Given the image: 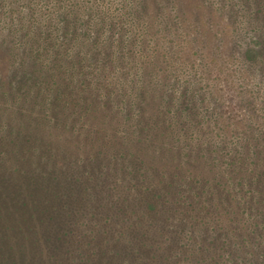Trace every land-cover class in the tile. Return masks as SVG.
I'll return each mask as SVG.
<instances>
[{"label":"rangeland","instance_id":"obj_1","mask_svg":"<svg viewBox=\"0 0 264 264\" xmlns=\"http://www.w3.org/2000/svg\"><path fill=\"white\" fill-rule=\"evenodd\" d=\"M238 1L241 7L239 20L246 27H264L258 10L262 2ZM203 2V7H197L198 0L142 2L137 12L141 19L148 24L157 19L160 27L159 33H154L153 27L148 28L147 32H151L144 48V51L155 49L148 56V61L154 64L151 68L153 74L148 71L139 74L130 64L132 59L127 58V62H124L119 45L118 48L114 46L116 54L110 56L105 51L104 43L99 44L102 55L100 62L107 59L108 66L103 63L95 65L94 59H91L90 66L79 67L71 62L75 57V51H72L67 59H62L67 74L61 73L57 79L58 71L53 69L55 76H47L57 80L47 103L52 105V110L41 108L40 102L45 103L42 97L45 89L40 92L32 87L30 102L21 107L10 105L11 102L7 100L9 95L24 92L21 83L25 76L35 79L37 71H44L45 68L41 69L40 60L33 59L26 45L20 42L23 40L26 43L24 31L12 30L10 23L17 22L15 26L19 28V22L10 21L5 16L3 6V10H0V151L3 157L0 160V264H55L51 255L56 256L57 253L52 247L57 242V230L63 228L64 207L59 205L61 221L57 230L53 231L52 212L48 211L55 204L53 198L51 195L37 196L31 190L30 182L38 179L55 183L58 190L59 183L72 182L73 185L75 176L80 177L81 183L92 182L93 190L84 197L73 194L76 199L68 202L70 209L72 207L67 229L70 242L68 253L75 257L72 261L74 264H151L144 247L135 246L137 241L134 238L130 245V233L135 236L134 229L136 235L155 230H163L167 235L178 231L188 234L192 230L193 240L184 242L190 243L188 246L195 249V257L206 259L207 264L222 259L218 257L219 247L229 252V259L236 261L234 263L264 264V241L246 238L248 230L243 228L242 222H235L240 217H236V214L244 216L241 208L246 207L248 215L255 214L253 218L259 223L256 217L264 215V186L258 182L238 184L226 171H215L216 167L214 171H208L213 164L223 169L224 161H227L223 155L226 151L222 152L220 145L213 142L214 135L219 132L217 125L220 126V136L227 137L224 144L234 148L243 161L238 163L237 171L245 168L247 172L250 168L264 167V99L261 98L264 73L259 66L250 65L242 55L246 46L261 48L259 30L241 36L238 18L233 15V10H238L232 6V2ZM17 6L12 5L13 8ZM25 8L26 15L30 16L31 9L28 6ZM165 8H171L170 14L174 11L179 15L175 25L180 26L181 36L171 28L174 25L170 27L159 22ZM104 17H81L76 21V28H72L84 32L86 21H92L90 28L86 29L91 31V37L96 36L102 41L110 38L118 40L123 33L119 22L123 23L126 19L109 20ZM71 19L75 20V17ZM111 22L115 24L114 32L110 28ZM100 24H103L101 29L98 27ZM33 28L34 25L31 26ZM97 29H100V33H97ZM128 34L132 36L130 32ZM156 34L164 44L158 45ZM159 51L164 52L165 56L157 62ZM186 53L193 54L199 68L200 64L215 68L225 63V70L233 73L236 84L216 92L219 85L210 82L207 97L202 101L198 95L202 90L197 81H192L198 72H179V64L183 60L180 54L184 57ZM210 56L217 63L211 65ZM47 59L54 64L51 56ZM227 65H230L229 68ZM202 84L205 87L206 84ZM189 86L191 89H188ZM58 91L65 94L64 98H57ZM184 91L196 93L185 111L183 105L189 100L183 99ZM212 94L213 97L210 96ZM171 96L174 99L169 105ZM161 97L163 106L160 109H172L169 112L172 116L166 120L172 117L174 125L171 127L175 131L158 143V132L144 126L146 123L150 126L156 118L157 114L152 116L149 107ZM86 101L93 111L83 113L82 106ZM167 114L165 111L164 117ZM11 127L20 134L15 135L18 133H14ZM260 131V145L247 147L246 142L250 139L253 141V136L257 135L259 141ZM23 134H36L42 143L31 148V144L20 136ZM153 138L157 142L150 143ZM146 140L149 153L148 147L145 150L137 147V143L147 145ZM186 143H190V146ZM155 149L156 156L152 158L155 165L151 170L148 168L154 177L150 179L147 176L149 180H146L135 172L136 160H143L145 167H149L146 157L150 160ZM131 152L137 153L135 158L131 157ZM174 164L179 165L177 170L173 169ZM212 173L226 183L227 192L226 187L222 188L220 184L211 185L209 193L195 182L194 177H208ZM151 180L158 181L164 187V197L169 202L163 198L152 199ZM201 180L205 179L202 177ZM234 186L239 189L244 187V193L240 191L244 194L243 202L230 195ZM12 198L24 199L25 205L13 207ZM146 201L151 202L150 206L144 205ZM138 214L145 216L144 222H133ZM84 222H88V225L84 226ZM131 223L133 227L129 228ZM86 231L91 232L89 239ZM179 237H169L170 243L179 246ZM239 244L246 247L238 248ZM131 246L133 249L130 250Z\"/></svg>","mask_w":264,"mask_h":264},{"label":"trees","instance_id":"obj_2","mask_svg":"<svg viewBox=\"0 0 264 264\" xmlns=\"http://www.w3.org/2000/svg\"><path fill=\"white\" fill-rule=\"evenodd\" d=\"M116 3L114 4V2ZM145 0H0V10H3V6L5 8V16L10 20V21H18L19 28H16L17 22L10 23L12 26V30H22L24 31V37L26 39V43L23 40H20V42L23 43V45H26V48L28 51L31 53L32 58L35 60H40L39 64L41 69H44V71H40V69L37 71V77L35 79L31 78L30 76H25L21 83V87H24L25 89L23 93L19 92L17 95H9L7 100L11 102L10 105H17V106H22L29 99H31V94L30 90L32 87L38 88L40 92L41 90L45 89V93L42 95V97L45 100L44 102H40L41 108L43 110H52V105L47 104L50 101V96L49 93L52 92V90L55 88L57 84V80L53 79L51 80L50 77H47L48 74H51L52 76H55L54 70L58 71V78H60L61 73H66L68 70L63 65L62 59L63 58H68L70 53L72 51H75V57H73V63H76L79 67L82 66H90V60L94 59L93 61L95 62V65L101 64L102 65H109V61L106 59L102 62L101 60V50L99 49V44L104 43V48L105 51L111 56L115 55L116 52H114V46L118 48L117 45L121 47V55L122 59L125 60L132 59L133 61L130 63L133 65L134 69L137 70L139 74H142L143 72H150L153 74L151 68L153 67L150 61H148V56L152 54V51L155 49H152L151 51H144V48L147 46L146 39L149 41L147 38L151 32H147L148 28L153 27V32L157 31L158 33L160 32V27L158 25L157 19H156V24L155 22L151 21L149 24L144 22L141 19L140 14H138V8L141 6L142 2ZM169 1V0H168ZM222 2H232V6L236 8L239 12L233 10V15L238 18L237 21H239L238 26V31L240 32L241 36L244 35H251L253 32H255L257 29L259 30V35L260 39L262 37V40L259 39V44L260 47L259 49L253 48L250 46H246L244 51H243V57L244 59L250 64L254 66H259V70H263L264 73V27L259 25L254 27H246V25L239 20V17L241 16V7H240V2L238 0H221ZM259 2H262L261 5H259V16H260V22L264 23V1L259 0ZM29 3H34L35 5H30ZM17 4L18 6L16 8H13L12 5ZM204 2L203 0H198L197 7H203ZM26 6H28L31 9L30 16L26 15ZM171 8H165L164 10V15H161L160 17V23L168 24L171 28L176 32L178 36H181L183 33L180 30L179 25L177 24V18L179 17L178 14H175L174 11L171 12ZM10 14V16L8 14ZM71 13L73 14L72 17H75V20L71 19ZM28 14V12H27ZM98 14V15H97ZM91 15V18L93 16H105V18H109V20H116V19H126L123 20L122 22H119L122 26L123 33L122 36L115 41L114 38H110L109 40L102 41L98 37L95 36L91 37V31H87L90 28V21H86L87 26L85 31L83 32H78L77 30H74L72 28L73 26H77L76 21H78L81 17L82 18H87ZM15 16V17H14ZM71 17V18H70ZM155 17V16H154ZM84 20V19H83ZM131 20L132 22H130ZM96 21V20H95ZM117 22V21H116ZM16 23V24H15ZM36 25H35V24ZM66 23V24H64ZM73 23V24H71ZM172 24V25H171ZM34 25L33 30L31 29V26ZM98 27L101 29L103 27V24L98 25ZM111 31L114 32L115 30V24L114 22H111L110 24ZM100 29H97V33H100ZM170 30V28H169ZM104 32V30H103ZM102 32V33H103ZM130 32V34H128ZM147 32L146 36L145 33ZM157 33V34H158ZM155 35L156 38L159 40L158 45L164 44L161 41L160 36ZM113 37V36H112ZM187 42H189L188 39H186ZM92 52H94L92 54ZM160 55L157 58L158 59L163 58L165 56V53L162 51H159ZM48 56H51V59H54L55 62L54 64H50L49 60L47 59ZM114 58V57H112ZM178 59V57L176 56ZM182 62L179 64L180 70L179 72L185 70L187 72H192L196 71L198 72L197 75H194L196 78L193 77V83L194 81H197L200 91V98L201 100H205L207 95L206 91L210 89V84L214 82L215 84L219 85V88L216 89V92L218 90H223V88L226 86H231L235 85V78L233 77V73H228L227 70H225V63L224 64H219L215 68L211 67H206L203 64H200L201 68L197 67L195 58L193 57V54L186 53L183 57L182 54H180V59H182ZM210 61L211 65L215 64V60L211 58L210 56ZM230 59V58H229ZM127 62V60H126ZM178 62V61H177ZM207 61H204L203 63H206ZM230 62V60H229ZM208 63V62H207ZM183 64V67L181 66ZM73 66L75 64H72ZM167 65H169V62H167ZM171 65V64H170ZM173 65V64H172ZM228 66V65H227ZM230 66V65H229ZM228 66V68H229ZM170 67V66H169ZM172 68H174L172 66ZM54 69V70H53ZM41 72V76H40ZM105 73V72H104ZM39 78L43 79L39 81ZM130 79H134V77H130ZM195 79V80H194ZM64 80V79H62ZM136 81V78H135ZM262 82V87H264V79L261 80ZM209 82V83H207ZM211 82V83H210ZM69 83V82H68ZM202 83H205V88ZM70 84V83H69ZM28 86V87H27ZM58 90L61 88H57ZM72 89V88H70ZM188 89H191V86L188 87ZM26 90V91H25ZM66 92V90H65ZM59 93V94H58ZM57 98L62 99L64 98L65 94L60 91H58ZM260 93V92H259ZM64 95V96H63ZM261 95V93H260ZM264 95V93H263ZM261 95V98L264 99V96ZM183 99H188L189 101H186L185 104L183 105L184 111L188 109L189 102L191 103L192 100L195 99L196 93L194 91L192 93H186L185 91L182 92ZM213 97V94L210 95ZM174 97L171 96V99L169 100L168 104L170 105L173 102ZM201 102V101H200ZM82 106V112L83 113H88L93 111V107L89 102H84ZM163 97H161V100L158 99V101L153 102L150 109H152V116H155L156 118L152 120L153 122L149 126L148 123L145 124L144 128L151 127L154 129L155 132H158V139H151L150 143L152 142H157L162 143L165 139L166 136L170 135V132L172 133L175 131L174 128L171 126L174 125L173 121L171 120L172 117L168 120H166L168 117L172 116L169 114V112L172 109L164 110L162 111L160 108L163 106ZM54 104V103H53ZM199 104V102H198ZM56 107V106H55ZM166 108V107H165ZM264 110V109H263ZM167 111L166 117H164V112ZM189 111V110H187ZM183 115V113H181ZM163 115V116H162ZM87 117V116H86ZM217 122L220 124V121L217 120ZM41 123V122H39ZM150 123V122H149ZM220 127L219 125H217ZM218 129V133L214 135L213 137V142H217L219 148H221L222 152L226 151V153L223 152L224 158L227 159V161H224L225 165L223 166V169L219 167L217 164H211L212 167L208 168L209 172L214 171V167H216L215 171H226L227 175L231 176V178H235L238 184H252V183H259L264 186V167H259V169L256 168H250L247 172L245 171V168H242V170L237 171V165L239 162H243L239 156H237V152H235L234 148H231L230 145L226 146L225 143V138L220 136L221 130ZM42 130L44 128H41ZM11 130L19 135L20 132L18 130H15V128L11 127ZM169 132V134H167ZM262 131H260L259 135V141L257 135L253 136L252 138L254 139V144L253 141L250 139L246 142L247 147H252L253 145H260V138H261ZM23 134L20 135L22 139L27 143L31 144L32 146L36 145L37 143H42L41 139L38 138L36 134ZM160 136V138H159ZM193 139V137H192ZM157 140V141H156ZM147 142V140H146ZM212 143V140L210 141V144ZM185 145H189L190 143H186ZM137 147L141 148L143 147V150H145L148 147V142L147 145L137 143ZM217 148V146L215 145ZM156 149L154 150L153 157L150 156L147 158V161L149 162V167H145L143 160H138L137 158V166L135 168V172L138 175L144 176L145 179L147 176L154 177V175L149 173V169L151 170L152 167H154L155 164L154 158L156 156L155 154ZM135 152H131L133 156L132 158H135L137 155L134 154ZM148 153H149V147H148ZM231 153V154H229ZM119 154L123 155V153ZM126 154V153H125ZM126 157L125 155H123ZM236 157V158H235ZM0 160H3V157L1 155L0 151ZM153 162H150L152 161ZM250 163V162H249ZM166 166V165H165ZM162 166V167H165ZM179 165L174 164L173 169L177 170V167ZM167 167V166H166ZM174 170V171H175ZM202 175V174H200ZM152 177V178H153ZM204 178L205 180H201V178ZM195 182L199 184L200 187H202L203 190L209 191V188H211V185H217L220 186L222 184V188L226 187V192L228 191V187L226 183H222L220 181V176L214 175L213 173L209 175L208 177L198 176L194 177ZM73 185L72 182H67V183H59L58 184V190H57V185L55 183H49L45 182L42 180H34L33 182H30L31 185V190L35 192L37 196L42 197L43 195H51L53 198V202L55 203L53 208L48 209V211L52 212L50 215V219L53 220L51 221V226L53 227V231H56L57 228L59 227L58 222L61 221L60 217V208L59 205H63L64 210H63V228L57 230L56 234V240L58 244H62V246H58L55 243V246L52 248H55L54 250L56 251L57 255H51L54 257L55 264H74L72 261L75 260V257L70 255L68 253V250H70V242L68 241V230L69 229V221H71L70 216H72L70 205L68 202L70 200L76 199L73 194L75 195H81V196H87L92 193L93 186L92 182H86V183H81L80 177H73ZM149 180V179H148ZM235 181V180H234ZM62 182V181H61ZM152 182V189L150 193H152V199H157V200H163L165 199L164 197V187L161 186V184L156 181V180H151ZM162 182V181H161ZM132 185V184H131ZM22 191H25L22 190ZM244 193L245 189L243 186L241 188H237L234 186L232 192L230 195H232L234 198L237 200H241L243 202L244 200ZM249 191V189L247 190ZM264 195V194H262ZM71 196V197H70ZM163 198V199H162ZM142 199V198H141ZM140 199V201H141ZM124 201H126V198H124ZM165 201H167L165 199ZM4 202V201H3ZM11 204L13 207L20 208L22 207V204L24 202V199H11ZM169 202V201H167ZM151 202H145L144 205L150 206ZM192 204V203H191ZM214 204V203H213ZM76 204L75 206H77ZM66 206H67V211H66ZM241 213L244 214L242 216L241 214H236V217L240 215V217H237L239 221L235 222H242L243 228H246L248 230V236L246 238H251L254 237L255 240L259 241H264V215L259 214V218L256 217L258 221H256L253 218V215L255 214H249L246 209V207L241 208ZM250 212V210H249ZM134 223H141L142 221L144 222V217L143 215H136L134 216ZM60 219V220H59ZM126 221L130 220L128 218H123ZM184 221V220H183ZM261 222V225H260ZM185 224V223H184ZM191 224V222H190ZM84 226L88 225V222H84ZM9 226V224L7 225ZM164 226V225H161ZM259 226V227H257ZM1 227V226H0ZM129 228L133 227V224L131 223ZM188 229V227H186ZM214 229V228H213ZM135 230V229H134ZM133 230V234L130 233L131 235V240H130V245L133 243L132 241L135 239L137 241L136 247L138 248L139 246L144 247L146 258H149L151 260V264H207L206 259L204 258H198L195 257V249L193 247H189L188 244L184 241H192L193 236L191 233L193 232L190 230L187 233L183 231H178V232H170L168 235L165 231L163 230H155L152 232H140L139 234L136 235V233ZM140 230V229H137ZM260 231V234H259ZM262 232V233H261ZM86 236L87 239H89L91 232L86 231ZM84 234V235H85ZM190 234V235H189ZM82 235V234H81ZM179 237V240L181 244L179 246H174L173 244L170 243L169 237L174 238V237ZM257 235V236H256ZM69 236H70V231H69ZM145 237L144 240H139L141 238ZM134 238V239H133ZM254 241H251L252 243ZM242 248V246L246 247V245H241L239 244ZM51 248V250H52ZM63 249V252H60ZM133 249L131 246L130 250ZM197 250L201 251L200 247H197ZM218 257H222L220 261H216L214 264H249V262H244V263H234L232 262L231 259H229V252H226L223 247H219L218 250ZM135 253V252H134ZM61 257V258H60ZM71 258V260H70ZM244 258V256H242ZM71 261V262H70ZM155 261V262H154ZM157 261V262H156ZM77 262V261H75ZM209 264V263H208Z\"/></svg>","mask_w":264,"mask_h":264}]
</instances>
